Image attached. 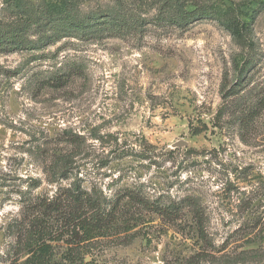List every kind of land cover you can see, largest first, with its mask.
<instances>
[{"label": "rangeland", "instance_id": "374dc122", "mask_svg": "<svg viewBox=\"0 0 264 264\" xmlns=\"http://www.w3.org/2000/svg\"><path fill=\"white\" fill-rule=\"evenodd\" d=\"M171 1L82 0L126 28L49 41L62 0H0V264L24 263L34 203L74 186L183 200L79 264H264V0H188L232 8L182 27Z\"/></svg>", "mask_w": 264, "mask_h": 264}, {"label": "trees", "instance_id": "16d2710c", "mask_svg": "<svg viewBox=\"0 0 264 264\" xmlns=\"http://www.w3.org/2000/svg\"><path fill=\"white\" fill-rule=\"evenodd\" d=\"M81 1L62 0L63 13L58 18L48 19V23L57 21L60 24V28L51 29L49 41L73 33L84 37L126 28V20L112 10L80 12L78 6ZM187 3L188 0L171 1L162 7L163 17L182 27L193 20L215 17L219 11L228 14L232 8L225 6L221 9L203 3L189 8ZM253 13L252 10V17ZM228 22L229 18L225 20V23ZM62 160L55 159L53 168L61 167L62 162H66ZM182 201L161 204L132 191L120 193L115 199L108 200L101 191L95 189L84 190L78 186L66 189L48 201L34 203L38 213L18 232L17 242L27 255L23 264H79L80 253L89 245L133 229L144 211L154 212L171 221L178 219ZM194 209V217L201 224L202 214L197 210L198 207ZM60 242L64 250L56 259L54 248Z\"/></svg>", "mask_w": 264, "mask_h": 264}, {"label": "water", "instance_id": "95a60500", "mask_svg": "<svg viewBox=\"0 0 264 264\" xmlns=\"http://www.w3.org/2000/svg\"><path fill=\"white\" fill-rule=\"evenodd\" d=\"M183 144H185V143L182 142V141H178V142H176L174 145H183Z\"/></svg>", "mask_w": 264, "mask_h": 264}]
</instances>
